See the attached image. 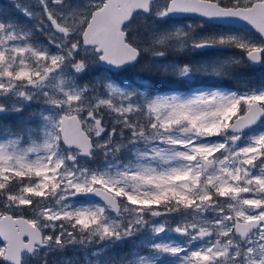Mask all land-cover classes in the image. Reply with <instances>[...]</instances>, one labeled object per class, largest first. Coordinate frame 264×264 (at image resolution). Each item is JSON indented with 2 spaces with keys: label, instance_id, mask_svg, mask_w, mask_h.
<instances>
[{
  "label": "snow or ice",
  "instance_id": "snow-or-ice-1",
  "mask_svg": "<svg viewBox=\"0 0 264 264\" xmlns=\"http://www.w3.org/2000/svg\"><path fill=\"white\" fill-rule=\"evenodd\" d=\"M13 7L27 20L0 10V119L16 122L0 140V264H49L93 245L103 247L85 264H264V84L219 83L264 71V0ZM182 14L243 22L249 34L168 23ZM206 48L238 54L169 62ZM94 66L205 86L120 87L107 70L86 80Z\"/></svg>",
  "mask_w": 264,
  "mask_h": 264
},
{
  "label": "trees",
  "instance_id": "trees-1",
  "mask_svg": "<svg viewBox=\"0 0 264 264\" xmlns=\"http://www.w3.org/2000/svg\"><path fill=\"white\" fill-rule=\"evenodd\" d=\"M0 6H1V10L4 14L10 15L14 18H16L17 20H19L20 22H25L27 19L22 15V13H20L18 10H16L13 5L10 2H6L4 0H0ZM178 21V20H176ZM29 24H31V21H27ZM34 23V21H33ZM36 37L39 39L44 40V37L42 35H39L38 32L36 33ZM201 54L199 53H174L171 54L169 56V59H171V61H176V60H181L183 62H188V61H199ZM170 61V60H169ZM134 68H129L126 69L124 71H121L117 74H111L114 78H118L116 80L118 85L123 86H127V87H135V86H139V82H136V79H140L141 82H147L150 86H153L154 89H159V90H164L165 84L160 83L159 80L161 78H167L168 81L172 80V77H165L163 75H156L154 73L150 74L147 72H141V71H137L135 73H127L130 72V70H133ZM258 70V69H256ZM256 70H239L237 72V75L235 78L233 79H226L225 82L223 83V85H225V87L228 88H236V87H240L241 83L244 81L249 82L252 85L255 86H260L261 83V79L262 77H264V73L259 74V72L256 73ZM96 75L95 71H91L89 73V75L86 77V80H91L94 76ZM123 75V77H122ZM174 80V79H173ZM175 81V80H174ZM181 83V82H179ZM25 115H27V113H25ZM15 121L12 119H8V120H3L0 119V137L5 136L4 134V130L6 128H15ZM139 243V241L135 240V243H130L125 242V243H119L117 244V247L114 248H110L107 252H105L102 257L105 258V256H108L109 254H113V255H118L119 257L122 255H125L129 252H131L133 250V246L137 245ZM120 245V246H119ZM117 249L120 251L118 252Z\"/></svg>",
  "mask_w": 264,
  "mask_h": 264
},
{
  "label": "rangeland",
  "instance_id": "rangeland-1",
  "mask_svg": "<svg viewBox=\"0 0 264 264\" xmlns=\"http://www.w3.org/2000/svg\"><path fill=\"white\" fill-rule=\"evenodd\" d=\"M4 1L10 2L12 5H14V3L17 2V0H4ZM18 2L21 4H24V5H32L33 7L35 6V0H18ZM0 10H1V6H0ZM34 10H35V8H34ZM168 23L169 24H176L177 26H179V25L189 24V23L195 24L198 22L197 21L196 22L187 21V20H185V21L169 20ZM197 32L200 33L201 35L206 34V33H219V32H233V33L243 32L245 34H249V32L245 31V30H235V29H229V28L212 27V26L207 25L205 23L203 24L202 28L197 29ZM38 34L41 35L39 32H38ZM40 40H42V39H40ZM193 53L201 54L199 61L208 60V59H216V58L224 59L230 55L238 54L235 49H225V48H206L203 50H197L195 52H192L191 54H193ZM169 60H170L169 62H172L171 59H169ZM93 71H95L96 75L91 80L99 77L101 75V73L104 72L103 70H101V68L99 66H94ZM137 71H140L139 68L130 70V72H127V73H135ZM257 72H259V74L264 73V71H261L259 69L256 70V73ZM122 77H123V75H122ZM225 80L226 79H224L223 81H221L219 83H220V86L222 89L227 90L226 88L223 87V83L225 82ZM262 80H264V77H262ZM135 81L139 82L138 84L140 87H143V85L145 87H149V84L147 82L146 83L141 82L140 79H136ZM159 82L165 84V87H166L165 91L166 90H175L176 92L183 94V95H189L191 93V91L194 90V88L205 86L202 84H193L191 87H189V85H187L183 82L179 83L177 81H174L173 79L168 81L167 78H161L159 80ZM118 86L122 87L121 85H118ZM123 87H127V86H123ZM150 88H153V87H150ZM141 90H143V88H141ZM6 138H7V136L5 135V136L0 137V140L6 139ZM137 241H139V243H140L139 239H137ZM127 242L130 243L129 246H131V243H135V241H132V240H129ZM139 243L137 245H139ZM117 244H119V243H117ZM117 244L112 246V247H109L105 252H107L110 248L117 247ZM137 245H134L133 249ZM96 247H103V245H98V246L93 245L89 249H82L79 246H76V247L70 246L68 249L65 250L64 253L56 252V253L50 254L49 264H53V259H55L58 262V264H63V258L64 257L73 258L76 261V264H85L86 253H90ZM117 251L120 252L118 249H117ZM142 251H146V249H142ZM102 255L100 256L101 260L118 259L119 258L118 255H113V254H109L108 256H105V258H103ZM37 264H38V262H37Z\"/></svg>",
  "mask_w": 264,
  "mask_h": 264
},
{
  "label": "water",
  "instance_id": "water-1",
  "mask_svg": "<svg viewBox=\"0 0 264 264\" xmlns=\"http://www.w3.org/2000/svg\"><path fill=\"white\" fill-rule=\"evenodd\" d=\"M183 17L197 18V19L203 20V18L196 17L195 15H192V14H182V15L175 16L173 18H183ZM203 21H206V22H209V23H212V24H219V25H223V26H231V27H236V28H245V29H248V26L246 24H244L243 22L207 21V20H203ZM103 68H106V67H103ZM109 70H111L112 72H118V71H120V70H113V69H109Z\"/></svg>",
  "mask_w": 264,
  "mask_h": 264
}]
</instances>
